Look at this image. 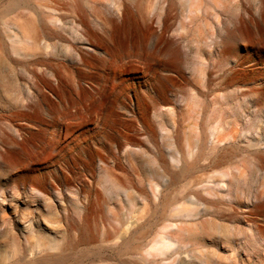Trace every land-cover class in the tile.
Wrapping results in <instances>:
<instances>
[{
  "label": "rangeland",
  "instance_id": "rangeland-1",
  "mask_svg": "<svg viewBox=\"0 0 264 264\" xmlns=\"http://www.w3.org/2000/svg\"><path fill=\"white\" fill-rule=\"evenodd\" d=\"M134 1L34 0L56 36L42 39L45 62L16 66L0 51V264L39 258L41 242L72 255L99 251L120 264L111 246L140 226L146 247L127 255L138 264H264V105L241 95L244 86L264 91L263 0H141L150 29L169 27L163 35L180 52L179 67L127 70L116 84L115 65L109 74L102 61L108 45L86 33L105 38L112 20L117 42H135V30L122 28ZM5 21L19 37L18 24ZM236 27L246 51L227 89L225 71L235 60L223 39ZM145 43L157 47L152 35ZM12 56L20 60L19 49ZM164 76L166 98L158 91ZM214 146L216 154L224 147L238 155L210 167ZM200 151V168L172 183L181 160ZM5 156L14 167H4ZM211 176L217 179L205 181ZM192 190L204 199L211 192L233 212L213 215ZM85 222L96 240L73 249Z\"/></svg>",
  "mask_w": 264,
  "mask_h": 264
},
{
  "label": "bare ground",
  "instance_id": "bare-ground-1",
  "mask_svg": "<svg viewBox=\"0 0 264 264\" xmlns=\"http://www.w3.org/2000/svg\"><path fill=\"white\" fill-rule=\"evenodd\" d=\"M79 1L80 0H78V2ZM21 7L25 11L22 14L19 13V8ZM78 7L81 8V4H79ZM148 10L149 5H143L141 0L134 1V12L129 7H124L122 28L126 34H130L132 29L135 30L136 34L138 35V38L135 42H132L131 38L125 44L117 42L116 30L119 28L112 20L105 23V26L108 28V34H106L107 37L104 36L105 38H103L101 35L90 31L86 33L89 39L94 43H101L104 41L108 45V48L105 52V59H102V61L103 64H106V69L109 74L111 72L109 66L107 65H115L116 69L112 74L116 84H118V76L122 75L127 70L139 71L145 67L148 68V66H152L155 68V71L165 72V67L168 64L179 67L180 52L178 51L177 47L172 42L167 41L163 35L164 33H167L169 27L167 26L164 28L163 34H158L155 30L150 29V27L147 25L148 20L146 18V13H148ZM260 10L261 12L259 13V16H261L260 14L263 13L264 17V0L260 4ZM9 14L13 16L6 17ZM46 17V13L35 10L34 0H8L5 3V6L0 13V51L6 53L13 65L32 67L45 62V60L42 58V56L45 54L44 49L41 47L42 39L50 41L56 39L53 29L47 24L45 20ZM5 18L8 20L12 19V21L18 24L17 29L19 32V37L14 36L13 39L11 38L9 35V30L5 24L7 22L5 21ZM10 28L13 27L11 26ZM238 31V27H236L234 30L227 31L223 39V45L224 48H226L225 51L228 55L227 59L229 60L230 58H233L235 60L232 63L233 69L225 71L223 82L225 88L227 89L237 83L235 79L236 74H238L239 71H237L236 68L241 66V56L246 51V48L242 44L244 39L241 33V37H238ZM149 35L153 36L154 43L157 45V47H154L151 50H148V47L145 45L146 37ZM166 42H168V44H166ZM17 49H19L20 56H18V58H20V60L13 59L14 57L12 56L13 52ZM164 77L165 82L163 84L160 82L161 85L159 86L158 91L161 96L166 98L170 87H167L166 85L168 78L166 76ZM242 93L241 95H255L256 106L264 105V91H256L253 93V90H248L244 86ZM202 95L205 96L204 94ZM153 104L156 105L157 103L154 102ZM227 118H229V116H227L225 119ZM217 149L218 147L214 146L209 151L210 153L208 154L207 158L210 159V167H219L225 163H230L238 155L236 151H228L224 147L223 149L221 148V150H218V153L216 154ZM214 154H216L217 157L214 156ZM202 155L204 157L205 153H199L192 161H188L186 158H183L181 160L182 166L179 168L180 170L172 174V183L177 182L179 179L187 176L191 172L194 173L198 168H200L199 164L202 159ZM13 161V158L7 156L4 159V167H10L9 165L14 167L12 164H10ZM214 179H217V176L207 177L205 178V181H212ZM201 183L202 182H200V180H197L194 184V187L198 188ZM27 191H29V189H27ZM189 194H193L198 201L204 200L209 206L211 210L210 212H212V214L215 216L224 217L225 212H233L232 208H223L220 203L212 200L211 192L206 193L207 196L210 197L209 199L202 198L203 194L196 192L195 190L190 191ZM169 201V197L164 198L163 204L166 205ZM17 202L26 204L27 200L20 197L17 198ZM9 206L12 207V205ZM174 211L181 212L179 209ZM16 223L19 225L21 224V227L25 230L28 227L27 222L23 221L21 218H17ZM145 228L146 226H140L136 227L134 230L131 229L128 237L125 238L121 244L114 243L111 246V249L114 253V258L118 260L120 264H138L136 261L129 260L127 255L139 254L145 249L146 246L141 240L143 230ZM90 231L91 229L89 225L85 222L84 226L79 229V239L72 241L71 247L73 249H78L81 245L94 243L96 239L94 236L90 235ZM38 245L39 248H41V256L39 258L32 261H27L25 258L20 262H16L15 264H68L71 261L73 264H111V258L103 255L99 251H84L80 254L72 255L70 253L67 254L66 250L63 248L59 246L55 247L50 243L41 242ZM53 250L58 251L52 252ZM33 251L34 247H31L29 252L32 253ZM26 256L28 257L29 254L27 253Z\"/></svg>",
  "mask_w": 264,
  "mask_h": 264
}]
</instances>
